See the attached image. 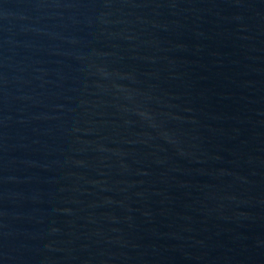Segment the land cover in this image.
Returning <instances> with one entry per match:
<instances>
[{
	"label": "water",
	"instance_id": "obj_1",
	"mask_svg": "<svg viewBox=\"0 0 264 264\" xmlns=\"http://www.w3.org/2000/svg\"><path fill=\"white\" fill-rule=\"evenodd\" d=\"M0 264H264V0H0Z\"/></svg>",
	"mask_w": 264,
	"mask_h": 264
}]
</instances>
